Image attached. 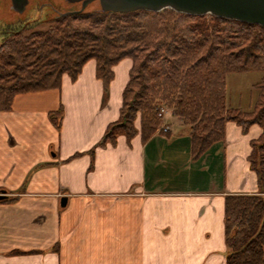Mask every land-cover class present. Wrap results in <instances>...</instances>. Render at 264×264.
<instances>
[{"label": "crops", "instance_id": "0c3cea01", "mask_svg": "<svg viewBox=\"0 0 264 264\" xmlns=\"http://www.w3.org/2000/svg\"><path fill=\"white\" fill-rule=\"evenodd\" d=\"M132 65L112 67L106 97L90 59L0 111V264H226L225 199L260 193L248 157L263 129L227 121L194 157L180 117L144 139L138 116L133 137L101 143Z\"/></svg>", "mask_w": 264, "mask_h": 264}, {"label": "trees", "instance_id": "16d2710c", "mask_svg": "<svg viewBox=\"0 0 264 264\" xmlns=\"http://www.w3.org/2000/svg\"><path fill=\"white\" fill-rule=\"evenodd\" d=\"M47 30L13 32L0 43V111L9 110L20 93L58 89L62 76L75 80L84 64L96 60V76L105 97L114 77L112 67L133 61L123 92L120 119L101 143L118 134L137 133L140 117L144 139L163 120L157 107L180 117L191 131L194 157L225 137L234 121L246 132L252 124L263 133L252 140L248 157L257 174L259 194L225 199L226 264H264V27L209 14L102 12L99 8L56 16ZM262 72L253 107H229L226 78L230 73ZM63 108L50 112L57 124Z\"/></svg>", "mask_w": 264, "mask_h": 264}, {"label": "water", "instance_id": "95a60500", "mask_svg": "<svg viewBox=\"0 0 264 264\" xmlns=\"http://www.w3.org/2000/svg\"><path fill=\"white\" fill-rule=\"evenodd\" d=\"M21 7L16 8L22 12L28 0H12ZM69 2L81 1V8L75 11L60 12L59 16L82 12L89 3L95 0H67ZM102 12H134L147 10L159 12L171 9L178 13L189 15L209 14L216 17L234 19L249 24L264 27V0H98ZM3 195H0V198ZM67 198L63 197L61 204L65 205Z\"/></svg>", "mask_w": 264, "mask_h": 264}, {"label": "rangeland", "instance_id": "374dc122", "mask_svg": "<svg viewBox=\"0 0 264 264\" xmlns=\"http://www.w3.org/2000/svg\"><path fill=\"white\" fill-rule=\"evenodd\" d=\"M95 8H99L98 2H93L87 7L88 10ZM53 15L54 10L50 6L31 7L25 11L23 16H16L9 13V10L4 11L3 9V12H0V43L4 37L16 31L27 29L24 33L29 34L32 31L47 30L52 24ZM261 77L262 72L260 71L228 74L226 78L227 105L241 107L244 110L251 109L258 98V89L254 87V84L259 82ZM167 116L172 122L176 121L177 116L173 115L172 111L167 113Z\"/></svg>", "mask_w": 264, "mask_h": 264}, {"label": "flooded vegetation", "instance_id": "af4514ba", "mask_svg": "<svg viewBox=\"0 0 264 264\" xmlns=\"http://www.w3.org/2000/svg\"><path fill=\"white\" fill-rule=\"evenodd\" d=\"M93 2H98V0H95ZM91 2V3H93ZM89 3L87 7L91 4ZM82 2H69L67 0H28L24 6V9L22 12H19L16 8L21 7L18 3H14L12 0H0V12H3L5 10H9V13L16 16H23L25 11L31 7L37 6V7H44V6H50L54 10L53 18L56 16H59L60 12H66V11H75L81 8ZM76 5H79L76 7ZM86 7V8H87Z\"/></svg>", "mask_w": 264, "mask_h": 264}, {"label": "built area", "instance_id": "2783aa9c", "mask_svg": "<svg viewBox=\"0 0 264 264\" xmlns=\"http://www.w3.org/2000/svg\"><path fill=\"white\" fill-rule=\"evenodd\" d=\"M170 110L166 107H163V106H158L157 107V115L159 118H161L162 120H164L165 118V115L169 112ZM161 131L162 132H167L168 131V127L167 126H164L162 125L161 126Z\"/></svg>", "mask_w": 264, "mask_h": 264}]
</instances>
